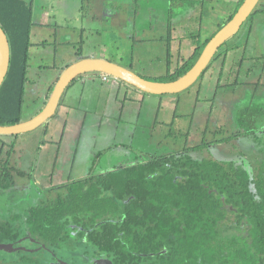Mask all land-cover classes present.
I'll list each match as a JSON object with an SVG mask.
<instances>
[{
    "label": "rangeland",
    "instance_id": "obj_1",
    "mask_svg": "<svg viewBox=\"0 0 264 264\" xmlns=\"http://www.w3.org/2000/svg\"><path fill=\"white\" fill-rule=\"evenodd\" d=\"M83 1L84 9L81 10V0H33V20L48 23L49 27L32 29V43L44 41L47 45L31 46L29 50V68L22 105L23 121L31 119L42 109L46 92L59 77L61 69L78 60L77 58L100 59L104 56L113 61L120 59L124 66L131 62L135 64L140 62L133 65L134 70L153 79L160 76L164 70L166 21L169 16L173 17V20L172 18L170 20L173 24L171 27L176 28L171 36L183 40L180 54L186 58L193 44L188 38L191 36L197 38L206 30L214 31L216 28L214 25L223 21L222 12L235 8L232 0H206L203 5V19L199 25V12L188 18L178 13L180 5H183L180 1L187 0ZM102 8L117 10L113 24L111 23L112 27L100 20ZM256 10L260 11L255 14L248 46L246 50L243 45L228 49V57L224 62V70L220 75L216 92L213 90L215 79L210 81L207 74H204V78H199L190 88L180 93L145 96L144 104L148 112L152 111L151 109L160 110L155 130H148L143 126H150L149 119L142 117V122H138V125L131 122L135 102H124L125 92H128V99H139L141 97L139 93L142 92L122 83L121 90H118L119 101L126 104L128 111L125 110L122 115L125 124L118 127L125 128L124 135L119 133L112 137L116 123H113L110 117L118 116L120 106L112 100L113 94L118 92L111 86L114 82L112 80L115 79L108 76V82H102L101 73L89 72L84 75L92 77L93 80L87 82L88 88L84 89L81 100L87 107L86 111L79 110L80 108L76 107L78 102L75 100L71 109L57 108L54 116L46 122L47 132H44L42 125L27 133L2 136L4 137L2 141L14 142L12 159L25 176L23 179H17L16 184L19 186L17 190L0 193V212L10 209L11 215L22 213L26 208L36 206L48 198L47 194L29 196L25 194V187L30 191L34 188L40 191L56 189L71 179L85 176L88 171L97 174L120 165L147 160L149 155L139 154V151L151 154L179 153L185 147L194 146L203 141L201 131L206 128L207 115H210L207 128L214 131L216 127L219 130L216 138L219 140L238 130L235 126L234 111L241 107L264 108V70L261 69L264 67V0L259 1ZM45 12L49 15L43 14ZM91 17H95L94 20ZM126 20L133 24L127 23V29L126 25L123 26ZM249 22H245L222 49L235 45L237 42L235 39L243 34L246 38L245 32ZM80 27L83 28L82 32H79ZM63 41L77 45H64ZM76 51L80 53L78 57ZM176 57L177 52L174 50L170 58L172 65L175 64ZM241 57H244V61L241 62V74L236 79L235 71ZM233 60L236 61L232 69ZM247 67L251 68L252 73L247 77L242 76ZM231 69L232 73L229 74ZM235 80H238L237 85L233 83ZM78 81L73 83L75 86L68 90V94L76 89L81 90ZM199 86L202 88L198 91ZM108 89H112L111 94H108ZM252 124L253 130L257 132L264 129V122L260 118H256ZM128 137L130 143L126 144ZM205 139L209 140L211 136L207 135ZM116 143L121 145L116 147ZM112 144L115 147L105 151L107 147L113 146ZM217 149L220 155L213 154L215 158L226 159L230 152L233 154L241 152L247 155L252 166L260 160V156L255 152L256 148L250 147L245 140L231 139L229 144H220ZM95 150H104L99 159L92 155ZM209 153L205 150L194 153L193 156L195 159L206 158L211 156ZM34 197L37 198L33 199Z\"/></svg>",
    "mask_w": 264,
    "mask_h": 264
},
{
    "label": "trees",
    "instance_id": "obj_2",
    "mask_svg": "<svg viewBox=\"0 0 264 264\" xmlns=\"http://www.w3.org/2000/svg\"><path fill=\"white\" fill-rule=\"evenodd\" d=\"M243 1L239 0L218 29L232 18ZM32 2L0 0V27L10 53L8 71L0 86V126L23 121L31 32L35 26ZM259 11L255 7L246 22ZM210 38L197 43L192 54L173 71L168 69L166 75L152 81L171 82L183 76ZM222 46L199 78L220 56ZM243 61L239 60L238 68ZM54 84L47 90L48 97ZM254 110L256 118L264 122V108ZM43 125L46 128V123ZM245 126L241 124L239 136L254 134L244 130ZM2 138L0 193L17 190V179L25 176L12 159L14 142L6 143ZM230 141L223 136L217 142ZM254 141L260 146L255 150L260 156L255 166L244 153L239 162L195 159L190 151L200 152L206 146L198 143L179 153L149 155L147 160L119 166L90 179L69 181L58 186L55 195L44 202L22 213L6 215L23 221L15 227L11 222L1 223V237L15 239L30 234L55 243L69 238L65 226L82 218L90 220L85 225L93 229L99 222L90 239L93 235L91 240L97 249L111 252L117 263L121 260L124 264H139L144 258L138 253L153 252L158 259L156 264H264V147L261 148L259 136L254 135ZM162 250L166 252L159 254Z\"/></svg>",
    "mask_w": 264,
    "mask_h": 264
},
{
    "label": "flooded vegetation",
    "instance_id": "obj_3",
    "mask_svg": "<svg viewBox=\"0 0 264 264\" xmlns=\"http://www.w3.org/2000/svg\"><path fill=\"white\" fill-rule=\"evenodd\" d=\"M225 60L226 56L223 55L221 72L224 70ZM238 69L239 68H237V70ZM235 76L238 77L240 75L235 74ZM234 115V120L236 124L235 126H237L238 130L234 131L231 135L229 134L225 137H229L237 141L245 140V143H247L250 147L253 146L254 148H256L255 150L257 151L260 147L259 145H256L254 141V135H257L259 136V139L261 140L260 142L262 143L261 148L264 147V129L260 130L259 132H257L255 129L253 130L254 124L252 123L253 121H255L256 118L255 110L246 107H241L238 108V110L234 111ZM205 118L206 128L201 131V135L203 134V141L201 140L200 143H205L206 146L201 151L206 150L210 152V158L216 160L239 162L241 152H238L237 154H233L230 152L227 155L226 159H219L213 157V154L220 155V152L218 151L217 147L223 143L217 142L219 139H217L216 136L219 133V130H217L216 127L214 131H210V129L207 128L210 122V115H207V117ZM193 120L194 117L192 116L191 122H193ZM241 124L246 125L245 127H243L244 130H248L250 132L252 131L254 134L248 135L246 137L239 136L238 134L240 131ZM207 135H210L211 139L206 140L205 136ZM194 153L196 154L198 152L192 151V153H190L193 158H195L193 156ZM243 156L244 158H246V155ZM197 158L199 159L200 157ZM99 174L102 173L93 174L87 177H83L82 179H90V177H95ZM24 189L26 191L25 194H28L29 196L30 194H33L37 197L44 194H47L48 197L55 195V192L52 190H37L36 192L34 191V193L32 191L29 193V189L27 187H25ZM37 197H34L33 199ZM9 210L10 209H6L0 212V224L3 222H11L12 225H14L15 227V225L19 224L18 221H20L21 223L23 220H14L8 218V216L11 215ZM87 223H91V221L88 219L81 218L75 224L66 225V230H69L70 233L69 238L62 241L58 239V241H56L55 243L44 241L42 237L32 236L30 234H22L14 239L13 237L11 238L8 236L1 237L0 233V247L4 246L6 248L0 249V264H124L121 260H119L118 263L115 262L111 257V252L97 249V245L93 244L94 242L91 240L95 237H93L92 235L90 239V235L94 229H97V227L99 226V222L95 223L94 229L85 225ZM101 223L103 224L105 223V221H101ZM165 252V250H162L159 252V254H164ZM138 255L144 258L143 260L139 261V264H156V260H158L156 258L155 253L153 252H141L138 253Z\"/></svg>",
    "mask_w": 264,
    "mask_h": 264
},
{
    "label": "water",
    "instance_id": "obj_4",
    "mask_svg": "<svg viewBox=\"0 0 264 264\" xmlns=\"http://www.w3.org/2000/svg\"><path fill=\"white\" fill-rule=\"evenodd\" d=\"M259 1L244 0L232 18L208 40L193 66L183 76L171 82H155L144 79L131 70L104 59H79L60 73L45 105L35 116L15 125L0 126V136H16L42 126L54 116L62 94L69 84L89 72H98L112 77L125 85L150 95L177 94L190 88L206 70L223 43L238 33ZM9 55L8 41L0 27V86L8 71ZM2 248L6 249L4 246L0 247V249Z\"/></svg>",
    "mask_w": 264,
    "mask_h": 264
},
{
    "label": "crops",
    "instance_id": "obj_5",
    "mask_svg": "<svg viewBox=\"0 0 264 264\" xmlns=\"http://www.w3.org/2000/svg\"><path fill=\"white\" fill-rule=\"evenodd\" d=\"M82 2H81V6H80V9L82 10V9H84V6H83V3H84V1L83 0H81ZM208 1H213V0H208ZM102 3H103V1H101ZM181 3L180 4H182L183 3V5H180V11L178 12V13H181L182 14V16L184 15V16H186L187 18L188 17H191V16H193L195 13H197V12H199V25H201V21H202V13H203V5L206 3V0H187V2H182V1H180ZM232 2H233V5H235V8H236V5H237V3L239 2V0H232ZM32 4H33V2H32ZM33 6V5H32ZM234 8V9H235ZM116 9L118 10V8L116 7ZM198 9H199V11H198ZM234 9L233 10H231V8H230V10L229 11H226V12H222L223 14H222V16H223V21L222 22H220V23H223L224 21H225V19L234 11ZM117 10L116 11H114L113 9H107V8H102V11L100 12L101 14H102V16H101V21L103 22V23H105V25H110L111 27H112V25H111V23L113 24V19L116 17L115 16V14H117ZM43 14H45V15H49V13L48 12H45V13H43ZM100 14V15H101ZM134 14H135V11H134ZM33 15H34V13H33ZM254 17H255V15L252 17V19H251V21L249 22L250 24L247 26L248 28H247V31L245 32L246 34H247V37L245 38V35H244V40H243V35H241L240 36V38H237V39H235V41H237L236 42V44L235 45H231L230 47H228L227 49H222L221 51H220V56L215 60V61H213L212 62V65H211V68L209 69V71H207L208 73H205V74H207V78H209L208 80H213V79H215V80H213V81H215V84H214V87H213V90H215V92H216V90H217V84H219V81H220V75H221V64H222V59H223V55H225L226 56V59H227V52H228V49L229 48H233V47H237L238 48V46H242L243 45V47H244V49L246 50V48H247V46H248V42H249V37H250V35H251V33H252V29H253V20H254ZM94 18L95 17H91V19L92 20H94ZM171 18H172V20H173V17L172 16H169L168 18H167V21H166V33H167V41H166V44H165V47H164V70H163V72H162V74L160 73L159 75L160 76H156L155 78H158V77H161V76H164V75H166L167 74V71H168V69H169V71H173L176 67H177V65L181 62V60L182 59H186V58H188L191 54H192V52H193V49H194V47L196 46V44L198 43V44H201V43H203L206 39H208V38H210L214 33H216L217 32V30H218V24H220V23H216L215 25H214V27H216L215 28V30L213 31V30H211V31H209V30H206L205 32H204V34H201V35H199V37H197V38H193L194 36H191V38H188V41L190 42L191 40H192V45H191V47L189 48L190 49V51H189V55L185 58V57H183L181 54H180V52H181V47H182V42H183V40L182 39H180V38H176V37H172L171 36V33L172 32H174L175 30H176V28H173V27H171V22H170V20H171ZM127 19V18H126ZM123 20V19H122ZM33 22H34V28L35 27H49V24L48 23H44V22H42V23H38V22H35L34 20H33ZM127 23H130V25H133L132 23H131V21L130 20H126V21H124L123 22V26H125ZM207 24H209V23H207ZM173 25V24H172ZM213 26V25H212ZM55 27H57V25L55 24ZM34 28H32V29H34ZM61 28V27H60ZM128 27H127V25H126V29H127ZM150 28V27H149ZM74 29V28H73ZM82 30H83V28L82 27H80V30H79V32H82ZM74 32H75V30H74ZM32 33V32H31ZM55 33V32H54ZM79 43H81L80 42V35H79ZM131 39V38H130ZM132 39H133V37H132ZM177 40V41H176ZM175 41V42H174ZM177 42V43H176ZM44 43V44H43ZM64 45H67V44H69V45H77V43H71L70 41H63L62 42ZM37 46V45H47V43L46 42H40V43H32V41H31V46ZM31 48V47H30ZM30 48H29V50H30ZM103 49V48H102ZM174 50H176V52H177V59H176V62H175V64L174 65H172L171 63H170V58H171V53H172V51H174ZM103 51H104V49H103ZM30 52V51H29ZM131 52H132V49H131ZM76 55H77V57L80 55V53L78 52V51H76ZM103 55V54H102ZM132 56V55H131ZM29 58H30V54H29ZM235 58V57H234ZM78 60L80 59V58H77ZM100 59H104V60H107V61H110V62H112V63H115V64H117V65H120V66H122V67H124V68H127V69H129V70H131L132 72H134V73H136L137 75H139V76H142L144 79H147V80H154L155 78H153V79H151V78H149V77H147V76H144L142 73H140V72H137L136 70H134V64H135V62H131L128 66H124V65H122L121 64V60L120 59H116L115 61H113V60H111V59H107V58H105L104 56H102V57H100ZM241 59H243L244 60V57H241L240 58V60ZM78 60H76V61H78ZM75 61V62H76ZM235 61L236 60H233L232 61V69L235 67ZM74 63V62H73ZM140 62H138V63H136V64H139ZM70 64H72V63H69V64H67V65H70ZM135 64V65H136ZM66 65V66H67ZM65 66V67H66ZM65 67L64 68H62L61 69V71H60V73L65 69ZM232 69H231V71L229 72V74H231L232 73ZM262 69V68H261ZM28 72V71H27ZM59 73V74H60ZM252 73V71H251V68H246V70H245V72H243L242 73V76H245V77H247V76H250V74ZM218 74V76L216 77V75ZM235 74H241L240 73V68H239V70H237V71H235ZM104 75L102 74V76H101V81L102 82H108V80H109V78L106 80V81H103V79H102V77H103ZM204 78V77H203ZM239 78V76L236 78V79H238ZM57 80V79H56ZM56 80L54 81V83L56 82ZM77 80H79L78 81V84L80 85V87H81V90L79 91V89L77 90H75V91H71L69 94H68V92L75 86L74 84L76 83V81H75V83L74 84H72V85H70L66 90H65V92L62 94V97H61V99H60V102H59V107H60V110L61 109H71L73 106H72V102H74L75 100H77V108H80L79 110H83L84 109V111H86V106L84 105V104H82L81 103V100H82V98H83V94H84V89H86V88H88V85H87V82L88 81H90V80H93V78L92 77H88L87 75H84V76H81V77H79V79H77ZM112 81H114V82H112V84H111V86H113V89H117V91L118 90H121V84L122 83H120V82H118L117 80H112ZM235 82V83H234ZM233 83L234 84H238V80H235ZM114 86H115V88H114ZM70 88V89H69ZM202 87L201 86H199V88H198V91H199V89H201ZM69 90V91H68ZM112 90V89H111ZM111 90H109L108 89V94H111ZM125 90H128V89H125ZM139 92H141V91H139ZM127 93L128 92H125V95H124V102L125 101H129V102H135V106H134V116H133V120L131 121V122H133L134 124H136V125H138V122H140L141 121V118L143 117L144 119H146V120H148L149 119V124H150V126L149 127H146L145 125H143L145 128H147L148 130H155V125L157 124V122H158V117H159V112H160V110H157V109H151L152 111H150V112H148V110H146L145 109V106H146V104H144L145 103V101H146V99H145V96H151V95H149V94H146V93H139V94H141V97H139V99H128L127 98ZM152 96H155V95H152ZM47 97H48V94H47V92H46V95H45V100L47 99ZM112 100H113V102L115 103V104H120V106H119V111H118V116H116V117H110V119L113 121V123H116V127H115V133L112 135V137L115 135V134H119V133H121V135H124V127L122 128V127H118L120 124H125V120L122 118V115L124 114V112H125V110L126 111H128V108H127V106H126V104L124 103V102H122V101H119V91L118 92H115L114 94H113V98H112ZM58 107V108H59ZM142 122V121H141ZM83 125H84V123H83ZM190 129L191 128H189V131H190ZM44 130V132H47V130H48V126H47V123H46V128H44L43 129ZM99 130H100V127H99ZM129 139H130V137H128V140H126V144H128V143H130V141H129ZM117 145H116V147L118 146V145H121V143H116ZM126 144H122V145H126ZM113 145V144H112ZM94 147V149H96L95 148V146H93ZM113 147H115V145H113V146H111V147H107L106 149H105V151H107V150H111ZM93 149V148H92ZM146 151V150H145ZM103 152H104V150H101V151H97V150H95V152L93 151V154L92 155H95V157H97L98 159L103 155ZM142 151H139L138 153L139 154H144V153H146L147 155H153L154 153H149V152H142ZM94 153H96V154H94ZM138 155V154H137ZM121 166V165H120ZM123 166V165H122ZM119 167V166H118ZM117 168V167H116ZM113 169H115V168H113ZM112 169V170H113ZM110 171V170H109ZM104 172H107V171H104ZM104 172H101V173H104ZM94 173H92V171L91 172H89L88 171V174H86L85 176H82L81 178H78V179H71V180H69V181H75V180H79V179H82L83 177H87V176H90V175H93ZM68 181V182H69ZM54 189V188H53ZM46 189V190H52V191H54L55 192V190L56 189ZM38 190V188H34V190L32 191L33 193H34V191L36 192ZM31 191L29 190V193H30Z\"/></svg>",
    "mask_w": 264,
    "mask_h": 264
},
{
    "label": "built area",
    "instance_id": "obj_6",
    "mask_svg": "<svg viewBox=\"0 0 264 264\" xmlns=\"http://www.w3.org/2000/svg\"><path fill=\"white\" fill-rule=\"evenodd\" d=\"M108 78H109V77L106 76V75H104V76L102 77L103 81H106Z\"/></svg>",
    "mask_w": 264,
    "mask_h": 264
}]
</instances>
